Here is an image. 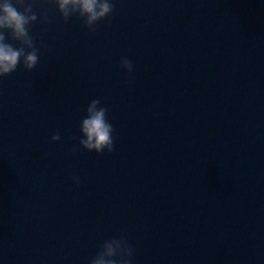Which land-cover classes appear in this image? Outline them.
<instances>
[{"label": "water", "instance_id": "obj_1", "mask_svg": "<svg viewBox=\"0 0 264 264\" xmlns=\"http://www.w3.org/2000/svg\"><path fill=\"white\" fill-rule=\"evenodd\" d=\"M112 3L91 32L35 0L39 62L0 78V264L120 236L132 264H264V0ZM93 99L111 153L79 145Z\"/></svg>", "mask_w": 264, "mask_h": 264}, {"label": "clouds", "instance_id": "obj_2", "mask_svg": "<svg viewBox=\"0 0 264 264\" xmlns=\"http://www.w3.org/2000/svg\"><path fill=\"white\" fill-rule=\"evenodd\" d=\"M35 0H0V78L8 76L23 65L27 71L33 70L39 62V49L35 38L30 35L31 25L38 15L33 10ZM56 5L61 18L67 23L73 16L83 21V26L91 32L96 31L100 21L109 18L114 11L112 0H51ZM42 22L50 23L47 13ZM5 33L19 46L6 42ZM123 69L132 73L131 60L124 57L120 61ZM113 126L107 119V109L100 106L98 99L89 102L86 116L80 121L79 145L88 151L108 153L114 150ZM52 141H59L57 132ZM73 151H78L74 148ZM73 182L79 184V177L73 176ZM133 249L123 236L110 238L103 242L90 264H132Z\"/></svg>", "mask_w": 264, "mask_h": 264}]
</instances>
